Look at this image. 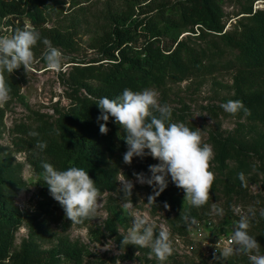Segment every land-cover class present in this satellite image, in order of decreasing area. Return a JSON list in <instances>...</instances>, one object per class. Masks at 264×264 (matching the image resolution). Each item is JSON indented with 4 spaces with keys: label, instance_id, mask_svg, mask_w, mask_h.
Returning <instances> with one entry per match:
<instances>
[{
    "label": "trees",
    "instance_id": "1",
    "mask_svg": "<svg viewBox=\"0 0 264 264\" xmlns=\"http://www.w3.org/2000/svg\"><path fill=\"white\" fill-rule=\"evenodd\" d=\"M255 1L264 2L237 0L236 21L230 30H224V0H161L144 10L138 8L133 0H124L126 10L107 14L106 24L89 36L87 47L95 56L87 60L68 59V69L60 75L61 84L67 90L68 103L65 107L52 108L50 116L29 111L23 103L19 94L25 77L23 66L11 74L7 71L3 73L12 88L10 100L18 101L28 111L25 120L11 128L12 144L25 157V163L35 180L32 183V230L18 249L13 250L14 235L25 217L12 206L14 196L22 189L15 179L21 167L11 166L6 160L0 161V264H81L85 255L83 246L70 243L62 236L56 239L55 248L38 250L37 234L42 231V220L66 219L63 208L49 193L41 165L47 162L58 170L71 166L83 168L95 181L100 195L115 192L118 173L114 161L121 160L127 150L124 130L110 117L107 122L109 131L106 135L101 134L99 124L104 122L97 120L100 110L95 101L102 96L115 98L125 88L133 91L152 88L162 93L168 85L216 72H233L232 95L223 98L221 104L228 100H241L250 109V114L241 111L231 115L221 107L208 108L213 117L217 109L219 113L237 121L234 130L226 135L216 128L207 136V142L214 152L211 161L217 173L210 196L219 190L227 204L247 201L250 196L247 194V184L242 186L238 177L241 172L246 183L255 182L260 177L264 187V7L252 10ZM65 5L71 9L78 2L0 0V21L8 23V35L25 27L37 30L41 40L32 51L34 59L43 61V38L61 51H77L74 28L68 30L47 26L49 19L62 15ZM184 33L188 35L181 36ZM1 117L0 111V121ZM183 121L181 115L172 110V122ZM253 125L260 130L255 131ZM33 131L39 135H29ZM37 140L47 142L43 151L34 147ZM135 158V172L124 174L125 178H136L134 173L141 172L150 176L149 166L159 162L151 155ZM145 185V202L151 211L160 210L166 202L164 195L157 196L155 203H149L148 197L155 194L154 186ZM171 193L174 192H168V195ZM176 193L178 196L185 194L184 191ZM169 203L174 211L172 218L168 219L169 226L179 237L185 238L188 233L182 216L188 215L197 221L209 217L207 204L197 208ZM259 213L256 212L248 231L260 244L259 252L263 255L264 218ZM104 224V230L114 238L124 258H130L133 252L140 251L134 245L121 248L123 238L116 235L113 221L108 219ZM88 235L95 243L103 237L98 230L91 229ZM197 256L203 255L198 252ZM206 258L216 264H247L249 261L242 254H235L226 260H215L214 254Z\"/></svg>",
    "mask_w": 264,
    "mask_h": 264
},
{
    "label": "rangeland",
    "instance_id": "2",
    "mask_svg": "<svg viewBox=\"0 0 264 264\" xmlns=\"http://www.w3.org/2000/svg\"><path fill=\"white\" fill-rule=\"evenodd\" d=\"M140 9H147L155 6L161 0H133ZM167 1V0H163ZM171 1V0H169ZM78 5L75 8H69L65 5L62 15L49 19L47 26H57L68 30L74 28L76 52L68 53L60 51L63 54L62 68L59 71L50 70L46 63L39 59H34V63L25 71L24 81L20 86L19 94L23 103L29 111H37L46 115H51V109L65 107L68 103L66 99L67 90L61 84L60 75L67 71L69 64L68 59L87 60L95 56V53L87 47L89 36L99 31L107 21V14L112 12H124L126 5L124 0H77ZM241 2V1H240ZM263 1H255L252 10L262 9ZM68 8V9H67ZM239 4L237 0H224L222 5V24L224 30H230L236 21L235 15L238 12ZM108 11V13H107ZM8 23L4 20L0 21V34L8 35ZM188 35L187 33L181 36ZM233 72L221 71L210 75H206L199 79H189L181 83L168 85L161 93H158V102L167 104L171 107L175 114L181 115L186 124L193 131H200L202 143H207V136L217 128L218 132L226 135L232 132L237 121L219 113L215 109V117L208 108L221 107V100L232 95L231 78ZM2 117L0 121V161L6 160L11 166H20V173L16 175V180L22 186V189L16 193L12 200V206L20 213L25 214L21 227L14 235L13 250H17L21 241L26 239L32 230L33 213H31L32 194L34 191L33 182L35 177L30 168L25 163V157L22 153H18L12 144L13 135L11 128L14 124L23 122L28 115V111L15 100H9L7 103L0 104ZM243 125L246 124L244 122ZM246 128V127H245ZM255 131L260 129L253 125ZM127 151V150H126ZM117 168V186L113 193L104 192L99 196L98 208L96 213L83 220L81 223H68L64 218L53 220H42V230L37 234V247L40 251H47L55 248L56 239L59 237L67 238L70 243H77L84 248L85 255L81 260V264H161L153 254L151 248L143 247L140 251H135L130 258H124L123 252L118 250L114 238L107 235L104 230L105 221L111 219L117 236L123 238L127 234L128 229L132 226L133 216L128 210H125V203L120 190L121 182L126 179L133 182L132 190V213H139L146 216L150 222L156 225V231L160 226L167 227L171 232V241L173 253L167 258L163 264H216L210 259L203 256H197L198 250L192 246L189 250L191 242L187 237H179L169 226L174 211L170 208V203L182 205L184 207L190 205L184 201V196L176 195V192H183V189L176 187L168 176V185L161 193L164 195L168 208L164 206L158 211H151L149 205L145 202L147 187L145 184L139 183L136 178H125L128 172H135L137 160L134 157L132 163L125 164L123 157L121 160L114 161ZM112 163V162H110ZM159 163V162H158ZM112 165V164H111ZM209 170L216 178V170L214 164L210 161ZM247 194L250 196L247 201H234L227 204L222 194L216 190L210 196L207 206L210 222L211 233L220 230L233 235L235 225L239 216L232 211L233 206H239L244 213H248L249 209L260 212L264 208V187L260 183V177L255 182L247 181ZM169 188V189H168ZM174 192L168 195V192ZM217 204L224 209V215L218 216L210 214L212 205ZM98 230L103 237L99 242L95 243L90 240L88 231ZM264 255V254H263ZM173 258H176L173 260ZM224 264V263H223ZM250 264V261L247 262Z\"/></svg>",
    "mask_w": 264,
    "mask_h": 264
},
{
    "label": "clouds",
    "instance_id": "3",
    "mask_svg": "<svg viewBox=\"0 0 264 264\" xmlns=\"http://www.w3.org/2000/svg\"><path fill=\"white\" fill-rule=\"evenodd\" d=\"M40 40L41 34L27 27L16 29L10 35L0 34V104L7 103L12 92L3 73L7 71L11 74L21 66L27 72L34 63L32 48ZM43 44L45 51L42 59L47 67L50 70H61L64 59L62 52L47 38H43ZM157 97L158 93L152 88L141 91L125 88L115 98H97L95 103L100 110L97 120L104 122L99 124V131L107 134V122L112 117L124 130L123 139L127 145V151L123 155L125 164L130 165L134 157L143 158L145 155H151L159 161L158 164L149 166L150 176L143 172L134 173L139 183L154 186L155 194L148 197L149 203H155L156 197L166 189L167 177L170 176L176 187L183 189L184 201L192 207H202L210 198V189L215 179L209 170L214 156L212 146L202 143L199 130L193 131L183 122H172L171 107L160 104ZM221 108L231 115L241 111L246 115L250 114V109L241 100H228L221 104ZM29 135L37 137L39 133L33 131ZM34 147L43 151L47 142L37 140ZM41 167L49 193L63 208L66 219L71 223H81L96 213L100 190L87 171L75 166L58 170L47 162L42 163ZM238 177L242 186H246L244 173H239ZM133 187V182L128 179L120 185L125 201L123 207L133 216L132 226L123 235L121 248L128 245L139 248L150 246L151 254L163 264L173 253L171 232L162 225L157 232L156 225L146 216L131 212L134 207L131 199ZM164 207L168 208L169 205L165 202ZM232 211L239 219L230 237V244L221 249L217 243L214 259L226 260L235 254H242L248 257L250 264H264V255L259 252L260 244L248 231L256 216L255 210L249 209L248 213H244L239 206H233ZM210 214L223 216L224 209L213 204ZM259 215L264 218V210ZM182 219L189 230L198 224L194 217L188 215L182 216Z\"/></svg>",
    "mask_w": 264,
    "mask_h": 264
},
{
    "label": "built area",
    "instance_id": "4",
    "mask_svg": "<svg viewBox=\"0 0 264 264\" xmlns=\"http://www.w3.org/2000/svg\"><path fill=\"white\" fill-rule=\"evenodd\" d=\"M187 238L191 242L189 250H192V246H194L198 252L206 254V256L216 253L215 246L217 243L221 249L230 244L229 233L225 231L211 233L208 220L198 221V224L193 225L191 230L188 228Z\"/></svg>",
    "mask_w": 264,
    "mask_h": 264
}]
</instances>
